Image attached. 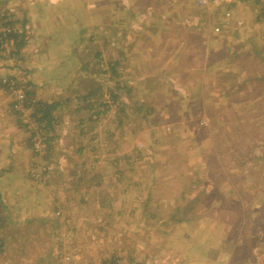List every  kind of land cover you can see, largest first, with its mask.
Returning a JSON list of instances; mask_svg holds the SVG:
<instances>
[{
  "label": "crops",
  "instance_id": "obj_1",
  "mask_svg": "<svg viewBox=\"0 0 264 264\" xmlns=\"http://www.w3.org/2000/svg\"><path fill=\"white\" fill-rule=\"evenodd\" d=\"M2 1L4 6L1 8L13 13L14 25L18 23L26 27V31L28 27L30 35L16 56L0 52V76L14 77L19 68L25 67L28 85L32 88L30 93L39 104L55 106L51 114L61 120L56 135L59 139L52 140L49 155L43 161L50 173L49 182L44 183L32 177V169L41 163V159L34 152L29 132L21 123L19 113L12 109L10 94L0 80V206L8 219L16 218L20 222L14 223L17 226L36 223L39 228L47 221L54 230L62 227L54 215L59 208H64L73 220L70 229L80 236L78 239L84 250L89 245L96 248L90 235H110L118 231L116 224L130 222L132 226L127 229L121 227L125 233L139 234L144 228L150 231L149 235L155 233L161 237L177 233L171 239H176L175 243L157 245L160 255L164 250L168 251V258L161 255L166 264H264L263 176L242 170L240 166L230 168L237 170L233 179H239V184L247 186L249 178L251 183L247 188H241L239 195H234V198H241L237 200L240 201L235 206L237 209L230 207L227 218L216 216L210 206L198 208L202 206L199 194L200 190H205L203 193L212 190L213 181L217 175H222L221 169L225 171V167L205 163L204 155L195 156L204 163L194 165L199 164L204 171L210 169L203 173V176L208 175L207 179L202 183L194 181V187L199 189L188 194V208L182 209L177 204L170 220H160L161 206L174 201L178 203L183 194L173 200L168 196L154 202L152 191L157 175L150 166L144 171L141 168V171L133 172L123 169V165L117 171L116 180L110 184L98 179L92 186L87 185L88 163L79 157L88 155L97 143L75 128L83 121L76 122L74 112L78 110L73 108L72 111L70 107L82 94L79 91H82L80 79L83 75H78L82 69L77 66L76 59L81 55V44L76 43L88 40L90 31L93 35L96 33V40L113 43L111 57L118 79L117 90L131 94L132 104L126 102L125 105L127 115L132 114L137 105L151 108L139 116L146 122L143 131L136 134L125 128L121 139L116 137L115 142H112L113 138L106 141L96 138L95 141L101 142L97 148L102 161L106 156L104 149L112 147L113 152H120L121 148L131 154L133 147L124 145L125 138L136 141L149 131L155 137L164 124L171 126L170 133L166 134L168 130L164 129L161 132L167 138H180L183 143L182 139L186 137L185 132L181 134L184 124L194 118V108L205 105L206 101L215 106H241L247 98L253 105L257 104L259 98H264V43L261 41L264 0H243L240 4L237 0H218L210 7L197 5L199 0ZM230 8L233 19L229 27L236 29L230 31L224 26L221 32L215 33L214 29L221 25L222 17ZM65 29L70 36L64 37ZM23 32L25 37V29ZM3 59L6 64H2ZM123 70H129L126 79ZM207 80L209 93H206ZM212 89L218 92L212 94ZM88 92L83 93V97ZM235 96L240 99L238 104L231 101ZM32 109L38 110L34 103ZM208 114L206 111L200 119L206 120ZM120 119L126 123L124 118ZM156 150L161 154L162 150L171 149L164 144ZM199 152L203 154V151ZM225 166L227 168V162ZM212 171L214 174H210ZM188 175L193 178L191 172ZM93 177L97 178V175ZM88 189L96 193L89 194ZM102 194L107 197L101 199ZM125 198H131L133 204L127 207L128 213L132 210L129 222V216L125 215L122 221L115 213ZM25 220L26 224L22 225ZM110 225L112 230L108 231ZM175 226L178 227L174 230L172 227ZM134 228H140V231ZM5 229V226L0 227V264H42L41 258L45 256H35V261L22 257L27 250L22 237L14 238ZM38 240L43 242L42 238ZM36 246L40 251L43 249L42 243ZM170 248L173 250H168ZM2 251L9 255L3 257ZM94 258L97 262L93 263L95 260L89 258V264L103 262L102 257Z\"/></svg>",
  "mask_w": 264,
  "mask_h": 264
},
{
  "label": "rangeland",
  "instance_id": "obj_2",
  "mask_svg": "<svg viewBox=\"0 0 264 264\" xmlns=\"http://www.w3.org/2000/svg\"><path fill=\"white\" fill-rule=\"evenodd\" d=\"M1 6H4L2 0H0V12L5 14V20L9 25L10 32L3 34V42H0V52L16 56V52L19 50V48L16 47V44L23 43V45H25V38L29 37L30 34L28 35V32H30V30L28 31L27 27L26 31V27L19 25L18 23L17 25L16 23L14 25L13 13L5 7L1 8ZM230 9L231 11L233 10L232 8ZM234 28L236 29L235 26L227 27L230 31L234 30ZM23 29H25V33H27L25 37L23 36ZM14 34L17 35V38H12V35ZM64 34V37L70 36L67 29H65ZM261 41L263 44V34ZM77 44H81L79 48V54L81 55L76 59L78 62L77 66L80 70L82 69V71L78 73V75H81V73L83 75L82 80L79 76L82 83V91L79 92H82V94L76 97L74 100L75 104L70 107L72 111L73 108L74 110H78V112H74L76 122L79 119L83 121V123L78 124L75 128H77L78 131H83L85 136H89L88 138L91 142L97 143L88 155L83 154L82 157H79L80 160H86L88 163V172L86 170V172L89 173L87 177V185L92 186L93 183L98 182V179L102 183L106 182L110 184L114 179L116 180L118 177L117 171L121 170L120 167L123 165V169H131L133 172H136L137 169L141 171V168L142 171H144L146 167L150 166L157 175L155 181L156 185H154L155 188L152 191V200L154 202H156V200L159 201L160 199L167 198L168 196L173 200L178 194H183L181 195L182 200L178 201V203L174 201L173 204L161 206L160 220H170L171 215L175 212L177 204H180V208L182 209L189 207V203H186L189 201L188 196L193 191L197 192L199 189L197 186L194 187V181L200 180V183H202V181L208 177V175L203 176V173L209 172L210 169L204 171L199 164V166L193 164L203 162L202 159L201 162L200 159H195V156L201 154L204 155L205 163L209 165H215L216 163L215 166L218 168L224 166L225 171L221 169L222 172L220 173L222 175H217V178L213 181V188L209 193H203L205 190H200L199 201H201L202 206H198V208L204 209L205 207L210 206L212 212L216 213V216L227 218L230 207L234 210L237 209L235 206L240 202L237 200H241L240 197L234 198V195L238 194V191H240L241 188H247L248 184L251 183V178H249L247 186L246 184L244 186L239 184V179H233L237 170H230V168L240 166L242 170L245 169L249 173L251 172L255 175L263 176L264 178V98H259V102L255 105H253L251 100L246 98V100H244L245 103L241 106H215L212 105L210 101H206L205 105H198L194 108V113H199V115L196 116L194 114V118L184 124L185 127L181 134L185 132L184 135H186V137L182 139L183 143L180 138H177V140L176 138H167L166 134L170 133L171 126L169 124H164L160 126L158 135H155L156 139L151 135L150 131L146 134L144 132L143 135L145 136L143 137L142 135V139L136 141H132L128 137L125 138L124 145H130L133 147L131 154L124 152L119 147L120 152L115 150L113 152L112 147L104 149L106 156L102 161V157L98 155L97 148L100 146V141H106L108 138H113L112 142H115L116 137L121 139L125 128L136 131V134L143 131L146 122L144 118H140L139 116L142 113H146V109L151 108L148 107V105H143L144 107L137 105L134 107L132 114L127 115L128 112L125 109V105L126 102H129L130 105L132 104L131 94L127 91L124 93V91L118 92L117 90L118 79L116 80L117 77L113 70V59L111 57L113 43H104L96 40V33L93 35V32L90 31L88 40L84 43H76V45ZM1 62L2 64H6L7 61L3 59ZM9 63H11V61ZM18 63V65L21 66V63ZM25 69V67L19 68L18 73L14 77L11 76L16 79L18 84L20 83L26 88L27 108L24 109V113H19L18 116L21 123L25 126V129L29 132V136H31L32 132L30 128L36 130L38 138L39 134L41 136V142L44 149L39 154L34 151L41 159V163L36 165L32 169V172L42 175L46 179L39 177L37 180L47 183L49 182L50 173H48L46 163L43 161L49 155L52 140L58 138L56 135L58 134L61 120L58 116L54 117L52 115L53 120L50 123L42 121L38 125L37 122L31 120L32 122L28 124L29 126L27 128L26 124L27 122H30V118L35 117V114L42 111V108L46 109V106L43 103L39 104L36 97L30 93L32 92V88L28 85ZM128 71L129 70L122 71L125 79L126 74L128 75ZM6 77L8 78L10 76ZM74 81L75 83L77 82L76 79H74ZM230 82L232 83V81ZM208 87L209 81L207 80L206 93H209ZM84 89H86V92L89 91L85 97H83ZM137 91L139 90H136L135 92ZM217 92L218 90H210V93L212 94ZM27 93L30 94L27 95ZM9 97L13 104V97L11 94ZM136 99L139 100V97ZM239 100L240 99L236 96L231 98V101L236 104H238ZM33 103L38 110L32 109ZM12 109L15 111L14 108ZM179 111L183 113L181 108ZM206 111H209L208 117H206L207 119H200ZM39 115L42 117L41 112ZM120 118H124L126 123L121 122ZM163 129L168 130L166 134L161 132ZM114 133L115 135L112 137ZM96 138L100 141H95ZM164 144L168 145L171 150H162L161 154L158 153L156 148H161ZM78 147H82V144L78 145ZM198 150L203 151V154ZM225 157L227 158L224 159ZM229 159L231 160V165L229 164ZM90 161L92 164L89 163ZM133 161H135V163ZM226 162L227 168L225 166ZM103 166L106 168H102L101 170V167ZM113 168L115 169L114 172ZM151 172L152 171H150V173ZM190 172L193 175L192 179L188 175ZM104 173L109 174L105 175ZM210 174H214V171ZM216 174H218V172ZM93 175H97V178L93 177ZM147 177L150 178L151 176L147 175ZM87 193L95 194L96 192L88 189ZM228 195L231 197H228ZM100 196L101 199L107 197V195L103 194ZM132 205L131 198L123 199L122 205L118 208L119 210L117 209L115 212L120 216L117 217L124 221V216H129V222L132 210L128 213V208L132 207ZM196 207L197 204L194 208ZM55 214L54 217L61 221L62 227L58 226L57 229L52 230L47 225V221H44V224H41L40 228L36 223L22 227L14 224L20 223L17 222L16 218L8 219L7 213L3 210L2 206H0V227L3 228L5 226L6 229L4 231H10L11 236L14 238L17 236L22 237V243L27 247V250L24 251L25 253L23 252L24 254L22 257L34 258L33 260L35 261V256H45V258H41L43 261L42 264H89V258H91V261L95 260L92 262L96 263L97 259L94 258L96 256L102 257L101 261L103 262L99 264H157V259L159 257H161V259H158V263L166 264L165 262H162L164 259L162 256L168 258V251L164 250L161 256L158 250L159 246L157 245L164 242L167 246L176 241V239H171L172 237H175L177 233L175 236L163 235V237H161L159 234L155 233L149 235L150 231H146L145 228L141 231L140 228H134L135 230L140 231L139 234L125 233V231H122L121 227L127 229L129 226H132L130 222L129 224L125 222L115 225V229L118 231L121 230L122 233L117 231L110 235L109 233H107V235H90L96 248L94 249V247L89 245L86 246L84 250L81 244L82 241L80 238L78 239L80 236L75 235V233H73L74 231L70 229L73 225V220L69 215L67 216L65 209L59 208ZM111 219L113 218L111 217ZM10 220L13 222H9ZM26 221L27 220H25V223L22 225L26 224ZM108 227H110L108 231H111L112 225ZM177 227L178 226L172 228L175 230ZM97 236H99V238H97ZM38 238H42L43 242H40ZM37 243H42L43 249L41 251L36 246ZM49 246L52 247L51 250ZM168 250L172 251L173 249L170 248ZM2 253L4 252L2 251ZM4 254L3 257L9 255L7 254V251H5ZM15 258L16 257H14V259Z\"/></svg>",
  "mask_w": 264,
  "mask_h": 264
},
{
  "label": "built area",
  "instance_id": "obj_3",
  "mask_svg": "<svg viewBox=\"0 0 264 264\" xmlns=\"http://www.w3.org/2000/svg\"><path fill=\"white\" fill-rule=\"evenodd\" d=\"M243 0H238L237 2L240 4ZM218 2V0H212L210 3L207 0H199L197 2V5L199 6H205V7H210V5H215ZM222 22L221 25L216 27L214 29V32H220L221 28H223L224 26H229L232 22V12L231 10L227 13H225V15L222 17ZM242 23H239V25ZM10 29H9V25L7 24V21L5 20V14L0 12V42H3V38L2 36H4L3 34L5 33H9ZM1 83L2 85L7 88V90L10 92L11 96L13 97V108L15 109V111L17 113H24V109L27 108L26 105V88H24L20 83L18 84L16 79L12 78V77H0ZM21 85V86H20ZM40 113V112H39ZM39 113L35 114V117H31L30 118V122H27L26 126L28 128V124L31 123L33 121L37 122V124L39 125L40 123V119L41 116L39 115ZM42 115V113H41ZM38 127V126H37ZM31 132V142H32V147L34 149V151L39 154L43 151L44 146L42 145L41 142V136L39 134V138L38 133L36 132V130H34L33 128H30ZM32 176L33 178H39V177H43L42 175L36 173V172H32ZM150 264V263H149Z\"/></svg>",
  "mask_w": 264,
  "mask_h": 264
},
{
  "label": "trees",
  "instance_id": "obj_4",
  "mask_svg": "<svg viewBox=\"0 0 264 264\" xmlns=\"http://www.w3.org/2000/svg\"><path fill=\"white\" fill-rule=\"evenodd\" d=\"M11 37V36H10ZM17 38V35L16 34H14V35H12V38ZM17 40V39H16ZM17 46V48H21V46H22V43H19V44H16ZM30 93H27V95H29ZM46 106V109H43L42 108V111H40L41 113H42V117H41V121L40 122H42V121H46L47 123H50L52 120H53V118H52V109L55 107V106H48V105H45Z\"/></svg>",
  "mask_w": 264,
  "mask_h": 264
}]
</instances>
